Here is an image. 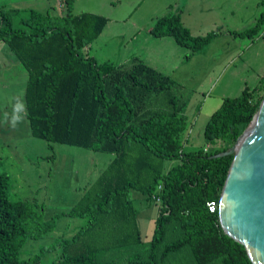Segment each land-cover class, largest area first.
Wrapping results in <instances>:
<instances>
[{"label":"trees","instance_id":"1","mask_svg":"<svg viewBox=\"0 0 264 264\" xmlns=\"http://www.w3.org/2000/svg\"><path fill=\"white\" fill-rule=\"evenodd\" d=\"M74 2L64 0L63 16L1 7L0 43L26 71L24 115L31 136L112 159L65 214L87 222L25 259L22 247L53 231L55 219H44L36 200L15 196L9 176L0 172V264H46L43 259L52 251H59L58 258L48 264H252L244 246L222 232L218 207L210 212L207 204L218 205L233 160V155L213 156L231 147L258 111L264 73L254 88L224 97L211 114L203 140L212 150L186 152L185 104L173 96L171 112L152 109L155 98L176 83L137 59L115 69L85 54L107 19L73 15ZM263 27L264 9L253 27L228 33L252 40ZM148 33L169 37L190 53L218 36L214 31L193 36L171 7ZM170 160L178 163L163 170V161ZM131 190L153 204L152 195L160 198L147 243L140 240Z\"/></svg>","mask_w":264,"mask_h":264},{"label":"rangeland","instance_id":"2","mask_svg":"<svg viewBox=\"0 0 264 264\" xmlns=\"http://www.w3.org/2000/svg\"><path fill=\"white\" fill-rule=\"evenodd\" d=\"M262 1L75 0L72 14L92 13L107 19L98 39L84 49L85 54L92 55L100 64L116 69L126 67L134 58L158 60L167 56V64L171 58L175 64L177 61V69L168 75L176 86L159 94L152 109L171 112L169 99L177 97L179 104L186 105L183 113L188 127L183 135L184 151L201 148L211 151L212 147L205 146L203 128L221 99L237 97L246 86L254 88L257 78L264 73V27L252 40L228 34L253 27L264 9ZM64 6V0H0V8L41 13L49 10L56 16L65 14ZM169 6L180 15L182 24L193 36H205L212 31L218 36L195 53L178 46L173 39L152 37L148 29L156 18L168 12ZM163 40L176 44L177 54L168 44L160 49L157 44ZM26 78L19 61L0 43V172L9 176L15 196L36 200L43 205L44 219H55L53 231L41 239L28 240L22 247L20 258L23 259L42 246L72 236L87 222V218L65 214L112 159L109 154L32 137L24 115ZM17 105L22 107L17 110ZM14 116L21 118L15 124ZM153 160L159 162L157 158ZM177 163L178 160L163 161L162 169L168 170ZM129 196L133 200L140 240L147 243L152 237L157 203L146 202L137 191L131 190ZM60 214L64 215L57 217ZM58 254L59 251L48 253L43 262L50 263Z\"/></svg>","mask_w":264,"mask_h":264},{"label":"water","instance_id":"3","mask_svg":"<svg viewBox=\"0 0 264 264\" xmlns=\"http://www.w3.org/2000/svg\"><path fill=\"white\" fill-rule=\"evenodd\" d=\"M228 155L233 160L218 202L219 225L225 235L244 246L252 264H264V98L236 142L213 157Z\"/></svg>","mask_w":264,"mask_h":264},{"label":"crops","instance_id":"4","mask_svg":"<svg viewBox=\"0 0 264 264\" xmlns=\"http://www.w3.org/2000/svg\"><path fill=\"white\" fill-rule=\"evenodd\" d=\"M170 7V6H169ZM229 34V33H228ZM231 37H233V38H236V37H234L233 35H231V34H229ZM161 39H169V37H164V38H160L159 40H161ZM171 39V38H170ZM148 44H150V41H148L147 42ZM172 42H169L168 43V41H165V40H163L162 42H160L159 44H157V46L158 47H160V49H163V46L162 45H165V44H168V45H171V47H174L175 49H174V51H175V53L177 54V48H176V44H175V46L173 45V44H171ZM152 44V43H151ZM153 45V44H152ZM159 49V50H160ZM160 53H162V52H160ZM159 53V55H162V54H160ZM92 56V55H91ZM146 58V57H145ZM143 59V60H140V61H142L144 64H146L147 66H149V67H151V68H153V69H155L156 71H158V72H160L161 74H163V75H165V76H168L169 75V72H174L175 71V69H177V61H176V64H175V61L173 60H171V59H169V61L171 62V63H168L167 64V62H168V57L167 56H165L164 58L162 57V58H159L158 60L157 59H150V58H146V59ZM135 59V58H134ZM19 65L21 66V64L19 63ZM22 67V66H21ZM176 67V68H175ZM27 75V74H26ZM262 76V75H261ZM261 76H259L258 78H257V80H258V82H259V79H260V77ZM27 79V78H26ZM258 82H257V84H258ZM26 83V82H25ZM256 84V85H257ZM248 87V86H247ZM224 98V97H223ZM222 98V99H223ZM222 99H221V102H222ZM221 102H220V105H221ZM219 105V106H220ZM186 106V105H185ZM185 108V107H184ZM188 124V123H187ZM188 127V126H187ZM188 130H189V128H188Z\"/></svg>","mask_w":264,"mask_h":264},{"label":"built area","instance_id":"5","mask_svg":"<svg viewBox=\"0 0 264 264\" xmlns=\"http://www.w3.org/2000/svg\"><path fill=\"white\" fill-rule=\"evenodd\" d=\"M161 190V187L159 186L158 188H157V191H160ZM152 200L155 202V203H157V204H159L160 203V198L158 197V195H152ZM207 207H208V210L210 211V212H214L215 211V209H216V207H218V205L215 203V202H209L208 204H207Z\"/></svg>","mask_w":264,"mask_h":264},{"label":"bare ground","instance_id":"6","mask_svg":"<svg viewBox=\"0 0 264 264\" xmlns=\"http://www.w3.org/2000/svg\"><path fill=\"white\" fill-rule=\"evenodd\" d=\"M256 119H257V117L254 118L252 124L249 126L248 130L245 132V134H244L243 137L241 138V140H240V142H239V144H238V148H240V147L242 146L243 141H244V136H245L246 134H248V133L252 130V128H253V126H254V124H255Z\"/></svg>","mask_w":264,"mask_h":264},{"label":"clouds","instance_id":"7","mask_svg":"<svg viewBox=\"0 0 264 264\" xmlns=\"http://www.w3.org/2000/svg\"><path fill=\"white\" fill-rule=\"evenodd\" d=\"M20 107H22V105H17V107H16L17 110H19ZM20 119H21L20 117L14 116V117H13V124H15L16 121H18V120H20Z\"/></svg>","mask_w":264,"mask_h":264}]
</instances>
